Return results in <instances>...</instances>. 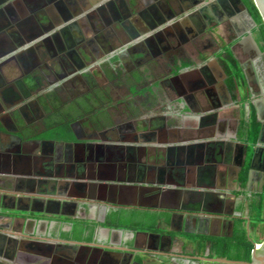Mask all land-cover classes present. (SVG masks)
Listing matches in <instances>:
<instances>
[{
	"label": "flooded vegetation",
	"instance_id": "af4514ba",
	"mask_svg": "<svg viewBox=\"0 0 264 264\" xmlns=\"http://www.w3.org/2000/svg\"><path fill=\"white\" fill-rule=\"evenodd\" d=\"M244 100L264 119L244 0H0V264L70 247L75 264H164L176 247L223 264L212 250L235 248L241 220L256 244L264 142L206 113ZM170 102L198 116L174 124L186 146L156 144Z\"/></svg>",
	"mask_w": 264,
	"mask_h": 264
},
{
	"label": "crops",
	"instance_id": "0c3cea01",
	"mask_svg": "<svg viewBox=\"0 0 264 264\" xmlns=\"http://www.w3.org/2000/svg\"><path fill=\"white\" fill-rule=\"evenodd\" d=\"M179 98H177V100H179ZM231 108L236 109L235 110L236 113L234 112L235 114L234 119H231V116L229 118L227 117L228 115L227 116L225 115V112ZM159 109L160 110L158 111V115L163 117L168 116V118L166 122L167 129L161 131L162 134L159 133V139L156 144L160 147H173V146H181V145L186 146L187 144H189L190 142L178 143L176 141V139H179L176 137L178 136L179 130L177 127L174 126V124L175 122H180V121L185 122V120L188 118H193V117L198 118V116L196 117L195 116L196 114L192 110H190V107L186 106V104L180 105L178 103L173 104L172 102H170L169 104L163 103L159 107ZM253 109L255 110L254 105L244 100L235 103L229 102L226 105L222 104L221 107L218 106L214 107V109L206 113L210 114L213 112L215 113L218 112L219 118L231 119L230 121L236 124L237 133L242 134L243 132H246V129L243 130V126L245 124H249L251 121ZM184 137L186 136H183V138ZM229 139H231V137L227 135L225 136L223 135L220 137V135L216 134L213 140L229 141ZM199 142L202 143L203 141H198V140L195 141V143H199ZM146 146H149V144L147 143ZM46 230H47V225H45L43 229L41 228L37 229L36 236L45 235ZM81 249L82 248L79 247H70V248H65L64 250L60 249V250L52 251V253L50 254H54L56 258H60V261H58L59 263L56 262L55 264H75L76 262L79 261L80 257L86 253V252L82 253ZM170 253H171L169 255L170 258H168L164 264H198L197 262L193 261V256H196V253H193V250L189 247L188 248L176 247L173 248V250Z\"/></svg>",
	"mask_w": 264,
	"mask_h": 264
},
{
	"label": "trees",
	"instance_id": "16d2710c",
	"mask_svg": "<svg viewBox=\"0 0 264 264\" xmlns=\"http://www.w3.org/2000/svg\"><path fill=\"white\" fill-rule=\"evenodd\" d=\"M244 2L246 3L250 11L253 13L257 23L259 24L260 32H261V41L264 43V23L262 17L253 0H244ZM260 130H261V123L260 121H258L256 112L253 109L252 118L250 121V130H249L250 141H252L253 144H255L258 141ZM248 175H249V168L248 166H246L241 176V181L243 186H245L248 181ZM259 197L261 198L259 202L257 203L253 202L251 204V208H252L251 220L253 222L252 225L254 227L257 226L260 222H264V219L262 217V212L264 209V192L263 194L259 195ZM244 223H245L244 220L240 221L239 230L237 233L238 244L234 246L235 248L233 249L222 248L221 245L219 244L217 245L218 247H215L212 250V255L215 254L219 258L227 259V260L251 262V254L254 245L252 242L248 240V237L246 235V230L244 228ZM114 226H119V225L116 224ZM241 227L243 228L241 229ZM200 249L204 250V244L201 245Z\"/></svg>",
	"mask_w": 264,
	"mask_h": 264
},
{
	"label": "water",
	"instance_id": "95a60500",
	"mask_svg": "<svg viewBox=\"0 0 264 264\" xmlns=\"http://www.w3.org/2000/svg\"><path fill=\"white\" fill-rule=\"evenodd\" d=\"M264 23V0H253ZM253 45L256 46V44L253 42ZM228 91V90H227ZM229 94V92H228ZM231 101V100H230ZM190 110H192V108H190ZM260 123H261V130H260V135H259V142H264V119H259ZM262 142V143H263ZM186 203V199L185 200H177L178 204L181 203ZM198 204L200 205V201L198 202ZM122 205H126V204H122ZM165 209V208H164ZM184 209V208H183ZM191 210H198L200 211L199 208L196 209H188L187 211H191ZM208 216V215H207ZM104 221V220H103ZM101 221V222H103ZM247 225H248V232L250 231V220L247 219ZM186 221H182V225L185 224ZM104 223V222H103ZM65 244L70 245V244H74V245H82L84 246V244L82 242H78V241H63ZM87 246L89 244H86ZM209 261H213V262H219V263H223V264H264V241L261 243H256L254 244V248L252 250V254H251V262H244V261H233V260H227V259H211Z\"/></svg>",
	"mask_w": 264,
	"mask_h": 264
},
{
	"label": "rangeland",
	"instance_id": "374dc122",
	"mask_svg": "<svg viewBox=\"0 0 264 264\" xmlns=\"http://www.w3.org/2000/svg\"><path fill=\"white\" fill-rule=\"evenodd\" d=\"M236 109H234V108H231V109H229V110H227L226 112H225V115L227 116V117H229L230 118V116H231V119H234V117H235V114H234V112L236 113V111H235ZM230 119V120H231ZM231 123L232 124H234L232 121H231ZM236 125V124H235ZM259 176H257V178H256V185H255V189H257V190H260V186L258 185V183H259V178H258ZM257 214V213H256ZM262 217H263V219H264V209H263V212H262ZM255 232H256V234L258 235V237L256 238V241L257 242H262L263 240H264V224L261 226V227H259V228H257L256 230H255ZM259 244V243H258Z\"/></svg>",
	"mask_w": 264,
	"mask_h": 264
}]
</instances>
